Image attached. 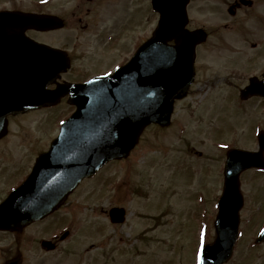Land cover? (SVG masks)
<instances>
[{
  "label": "rangeland",
  "instance_id": "1",
  "mask_svg": "<svg viewBox=\"0 0 264 264\" xmlns=\"http://www.w3.org/2000/svg\"><path fill=\"white\" fill-rule=\"evenodd\" d=\"M22 1V6L34 5V0H10L12 5ZM67 1L43 0L42 9L67 14L66 8H72L77 0L66 6ZM107 8L108 1L97 19L106 17ZM127 9L131 21L109 26L120 35L121 43L116 46L121 48V56L105 67L96 66L100 51L90 46L98 45V35L104 34L100 26L84 30L72 24V28L44 34V40L74 48L77 72L92 74L117 67L135 53L136 44L151 37L159 20L151 0H130ZM223 11L214 1L190 3L189 27L205 26L213 35L198 49L195 82L188 96L175 102L169 127H147L127 159L109 164L73 192L69 207L78 205L72 209L76 226L71 238L61 244L62 250H42L39 239L51 234L37 225L21 234L0 232V264L19 254L23 264H198L204 245L216 238L214 222L227 150L238 147L257 151V132L264 130L263 103L252 100L242 103V108L239 105L238 87L253 73L233 63L230 34L214 33L216 25L224 22ZM72 110L61 104L54 110L29 114L12 125L11 139L6 142L10 168L0 178V201L33 164L39 151L36 147L49 146L59 133L60 121ZM263 178L254 170L241 176L245 198L241 231L226 264H264V245L250 246L257 226L264 224ZM117 206L127 211L124 224L110 222L108 212Z\"/></svg>",
  "mask_w": 264,
  "mask_h": 264
},
{
  "label": "water",
  "instance_id": "2",
  "mask_svg": "<svg viewBox=\"0 0 264 264\" xmlns=\"http://www.w3.org/2000/svg\"><path fill=\"white\" fill-rule=\"evenodd\" d=\"M189 2L152 0L154 10L160 13L153 37L114 75L81 86L84 94L76 114L63 125L51 150L38 159L28 181L0 205V230L20 231L44 218L65 201L84 177L111 160L126 158L146 126L170 124L174 101L184 98L194 81L196 46L206 39L202 31L185 30ZM20 15L28 27L63 26L50 16ZM172 41L174 45L169 44ZM47 59H54L58 65L46 63ZM63 59L62 52L43 46V75H51V80L66 70ZM50 80L44 79L42 84V106L57 99V92L46 90L53 79ZM253 94L264 95V89L252 85L243 97ZM262 166L261 153L229 152L215 222L217 237L213 245L203 249L202 264H225L232 257L243 207L239 177L244 170ZM110 215L114 223L125 220L123 209H113ZM21 263L20 258H14L6 264Z\"/></svg>",
  "mask_w": 264,
  "mask_h": 264
},
{
  "label": "flooded vegetation",
  "instance_id": "3",
  "mask_svg": "<svg viewBox=\"0 0 264 264\" xmlns=\"http://www.w3.org/2000/svg\"><path fill=\"white\" fill-rule=\"evenodd\" d=\"M106 1H108L109 6V8L105 10L106 17L97 19V17L99 16L98 11H100L101 7L106 5ZM213 1L216 3L217 9L219 7L225 9V11H223L224 22H220L216 25L217 27L214 29V33L217 34L219 32L227 31L230 34L229 43H232L230 45L233 47L230 57L233 63L241 65L239 67L247 70L250 74L253 73L249 75L246 84L238 87L239 93L243 88L247 87L250 84L252 79H258V82H260V86L264 88V0H200L198 2L212 3ZM71 2L72 0H68L66 6L70 5ZM32 3L34 5L32 8H30L26 5L22 6L24 4L23 1L20 2L21 5H12L10 0H3L2 2H0V14L3 12L16 11L36 14H53L60 17L64 21L65 26L61 30L69 28L72 24H77V26H80L84 30H88L91 25L98 27L100 26L101 32L104 31V34L98 35L100 40L98 41V45L95 46L96 43L90 45L91 47H95L98 51H100V63H97L96 66H106L111 60L119 58L121 56V48H117L116 46L117 43H121L120 35L116 32L113 33V29H109V26L112 27L113 25L118 24L119 22L121 23L122 21L127 24L128 21L132 20L131 17L129 18V16H127V14L125 13V11H128L127 8H129L130 0H77V2H74L72 8H66L68 10L67 14L70 10L72 11L70 17H67V14H64L62 12L58 13L44 11L42 9V0H34ZM116 8L119 9L116 10ZM200 28L206 29L205 26H199L195 29ZM206 30L209 33L210 39L213 35L212 31L209 29ZM56 31L58 30L43 32L42 30L32 28L27 29L26 27L21 25L18 20H13V22L11 23L10 18H0V91L5 86L3 72L5 57H10L11 55H25L28 45L27 38L31 40L29 44H35L34 49L36 56L42 54V47L38 49L39 47H37L36 43H44L52 47L65 50L68 53L71 68L67 72L60 75L57 83H82L93 76L102 75L108 73L109 71H112L111 69L108 71H96L92 74H88L84 71H75V49H72L71 46L66 45L68 43L59 46L52 43L51 41H47L48 39L44 40V34H49ZM235 36L242 43L237 39L235 41ZM204 45L205 43L200 45L199 48L203 47ZM55 88L56 84L50 86V89ZM70 98V95L63 96L57 106L61 104L68 105V101ZM252 100H259L260 103H263L264 105V99L259 97H252L249 100L242 102L240 101L239 105L242 108L241 105H244L242 103H248ZM69 107L73 108L70 105ZM40 111L41 110H30L28 112L10 114L7 116V133L2 134L3 132H0V178L3 179L10 168V157L8 149L9 146L6 145V142L11 139L12 125L18 121L20 123L21 120L24 119L27 115L37 112L39 113ZM72 111H74V108ZM262 131L264 132L263 129ZM17 137H19L18 134ZM36 149L39 150L36 154H40L43 151V149H41V146H37ZM29 171L30 166L28 168V171L25 172L24 177L28 175ZM261 173L264 174V170H262ZM261 185L262 187L264 186V178ZM260 193L264 196V188L262 191H260ZM72 196H74V193L69 196L66 203L60 209L46 217L44 220L33 224V226L37 225V227L42 229L43 232L51 234V236L46 240L51 241L55 245L57 251L62 250L61 244H64V242L71 238L76 226L74 222L75 212H72V209L78 208V205H72L71 207H69ZM60 212L64 213L58 216V213ZM260 226H257L256 231H258ZM66 231L69 232V235L67 236V238L62 239L61 235ZM256 235L258 236L257 232ZM42 241L43 239H41V242ZM261 245H264V243L257 244L255 240L250 243L251 247Z\"/></svg>",
  "mask_w": 264,
  "mask_h": 264
},
{
  "label": "snow or ice",
  "instance_id": "4",
  "mask_svg": "<svg viewBox=\"0 0 264 264\" xmlns=\"http://www.w3.org/2000/svg\"><path fill=\"white\" fill-rule=\"evenodd\" d=\"M222 147H226V145H222ZM201 239L203 240V234H202V237ZM198 259H200V257L198 256ZM201 264H202V260H201Z\"/></svg>",
  "mask_w": 264,
  "mask_h": 264
}]
</instances>
